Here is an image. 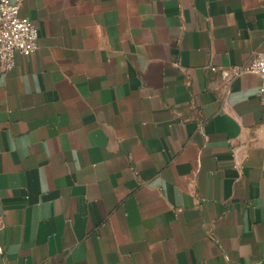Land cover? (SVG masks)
Masks as SVG:
<instances>
[{
    "label": "crops",
    "instance_id": "crops-1",
    "mask_svg": "<svg viewBox=\"0 0 264 264\" xmlns=\"http://www.w3.org/2000/svg\"><path fill=\"white\" fill-rule=\"evenodd\" d=\"M0 72V264H264V0H21ZM214 67L215 70H212Z\"/></svg>",
    "mask_w": 264,
    "mask_h": 264
},
{
    "label": "built area",
    "instance_id": "built-area-1",
    "mask_svg": "<svg viewBox=\"0 0 264 264\" xmlns=\"http://www.w3.org/2000/svg\"><path fill=\"white\" fill-rule=\"evenodd\" d=\"M20 3L21 0H0V72L14 67L16 54L30 56L38 48L37 27L32 20L20 15ZM246 72L259 77V100L264 106V51L253 53L245 64L229 69L232 76Z\"/></svg>",
    "mask_w": 264,
    "mask_h": 264
}]
</instances>
